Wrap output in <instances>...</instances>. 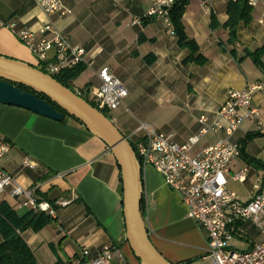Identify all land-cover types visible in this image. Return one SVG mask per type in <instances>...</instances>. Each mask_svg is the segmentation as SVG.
<instances>
[{
  "label": "crops",
  "instance_id": "obj_1",
  "mask_svg": "<svg viewBox=\"0 0 264 264\" xmlns=\"http://www.w3.org/2000/svg\"><path fill=\"white\" fill-rule=\"evenodd\" d=\"M232 1L191 0L187 6L182 23L188 40L198 47L196 56L203 58L200 63L187 61L190 49L181 47L162 22L144 19L152 0H62L65 13L52 17L50 23L73 48L86 52L85 70L72 85L80 94L92 100L104 68L128 90L121 107L109 116L130 142L139 137L137 130L143 123L182 145L200 134L202 117L216 120L230 92L254 84L263 87L252 99L264 125V54L263 68L251 57L264 48V5L252 10L251 24H241L232 40L224 27ZM0 17L16 26L0 29V56L38 66L18 33L30 31L36 42L52 40L54 33L40 35L49 21L45 13L33 0H0ZM258 133L261 136L242 150L243 140ZM0 138L10 147L1 167L18 185L35 190L55 212L49 217L24 207L21 198L11 196L12 188L0 196V207L19 217L31 214L51 219L38 231L34 226L15 231L37 264H68L84 251L96 258L109 245L122 255L113 264H141L126 240L121 171L102 140L73 118L59 123L3 105ZM221 140L241 147V156L226 175L227 187L248 202L255 195L258 179L264 177V127L248 120L231 136L207 134L192 155ZM25 160L32 167L25 166ZM243 169L248 170L245 179L234 180ZM143 183L142 212L155 248L172 264H209L208 235L189 217L181 196L153 168L143 172ZM243 228L244 238L233 241L235 249L248 251L263 241L252 223ZM3 241L0 232V244Z\"/></svg>",
  "mask_w": 264,
  "mask_h": 264
},
{
  "label": "built area",
  "instance_id": "obj_2",
  "mask_svg": "<svg viewBox=\"0 0 264 264\" xmlns=\"http://www.w3.org/2000/svg\"><path fill=\"white\" fill-rule=\"evenodd\" d=\"M153 5L144 19L162 22L172 35H176L172 21V10L181 0H152ZM236 1V0H233ZM252 9L264 5V0H244ZM49 20L40 30V35L54 33L52 40L42 38L35 41L34 33L21 30L20 41L27 46L38 60V65L49 75H59L64 70L74 69L86 64V52L73 48L68 39L53 30L52 17L63 15L62 0H33ZM261 22L264 24V13ZM15 24L5 22L0 17V29H15ZM100 86L92 90V102L99 111L114 112L128 97V90L110 71L102 69L99 74ZM259 84L248 86L242 91L230 92L226 102L217 112L216 120L210 122L200 119L202 130L198 136L186 144L173 143L165 134L141 123L137 133L139 137L131 141L143 172L148 168L156 170L166 185L177 192L182 202L189 208V217L195 220L208 235L207 259L209 264H264V177L258 179L255 195L243 202L236 194L228 190L226 175L230 165L241 156V147L229 141L221 140L198 155L192 152L207 134L233 135L244 122L254 120L261 128V111L253 104V95L262 91ZM76 94L80 95L77 91ZM137 134V135H138ZM129 140V139H128ZM9 145L0 138V162L9 152ZM25 166L32 167L27 160ZM248 170L243 169L233 176L243 181ZM12 188L11 196L21 198L23 206L54 217L52 206L40 200L36 191L18 185L15 178L0 165V196L6 189ZM64 205H68L67 202ZM252 223L262 235L263 241L254 243L250 250L239 251L233 247L235 239L244 238L243 225ZM122 260L120 251L112 245L104 247L96 258L89 251L68 264H113Z\"/></svg>",
  "mask_w": 264,
  "mask_h": 264
},
{
  "label": "water",
  "instance_id": "obj_3",
  "mask_svg": "<svg viewBox=\"0 0 264 264\" xmlns=\"http://www.w3.org/2000/svg\"><path fill=\"white\" fill-rule=\"evenodd\" d=\"M25 86L36 94L17 86ZM0 105L29 111L37 116L63 122L65 112L102 140L115 157L123 180L126 240L141 264H172L153 245L142 212L143 170L131 142L114 122L78 94L61 85L35 66L0 56Z\"/></svg>",
  "mask_w": 264,
  "mask_h": 264
},
{
  "label": "trees",
  "instance_id": "obj_4",
  "mask_svg": "<svg viewBox=\"0 0 264 264\" xmlns=\"http://www.w3.org/2000/svg\"><path fill=\"white\" fill-rule=\"evenodd\" d=\"M190 1L191 0H181L180 4L172 10V21L175 26L176 36L179 40L180 46L183 48H188L191 51V57L187 61L200 63L203 61V58H201L200 56H196L198 53V47L194 42L188 40L182 23L183 15ZM252 10L253 9L249 7L244 0H236L230 3L228 7L229 19L224 25V27L229 30L230 37L232 40L235 39L237 35V29L241 24H244L246 26L251 24ZM215 24V18L213 17V26H215ZM263 54L264 48L261 51L251 54V57L259 68H263V63L261 61ZM35 67L41 70L42 72L48 74V72L39 65ZM84 70L85 66L79 65L74 69L64 70L59 75H54L52 77L57 80L61 85L76 93L72 86L73 82L84 72ZM17 87L26 92L36 94L31 89L25 86L19 85ZM36 96L39 99L44 100L53 105V103L45 96L40 94H36ZM79 96L85 101H87L89 104H91L94 108H96V105L92 101L88 100V98L84 97V95L80 94ZM55 107L57 110L65 114L66 118H71L65 112L60 110L59 107ZM101 112L107 118L110 119L109 113L107 111ZM259 136H261L260 133L248 135L243 140L242 150H244V147H246L252 140ZM132 147L134 149L133 144ZM249 161L250 163H254L253 160ZM50 222L51 219L44 215L36 217L29 214L24 217H19L15 213L11 212L7 207H0V232L4 238L3 243L0 244V264H37L33 253L31 252L27 244L24 242V240L15 234V231L16 229L20 228L22 230H25L31 226H34V229L38 231L48 225Z\"/></svg>",
  "mask_w": 264,
  "mask_h": 264
},
{
  "label": "rangeland",
  "instance_id": "obj_5",
  "mask_svg": "<svg viewBox=\"0 0 264 264\" xmlns=\"http://www.w3.org/2000/svg\"><path fill=\"white\" fill-rule=\"evenodd\" d=\"M73 89H74L75 92H77V90H76L74 87H73ZM157 126H158V125H157ZM155 127H156V126H155ZM158 127H159V126H158ZM158 127H156V128H158Z\"/></svg>",
  "mask_w": 264,
  "mask_h": 264
}]
</instances>
